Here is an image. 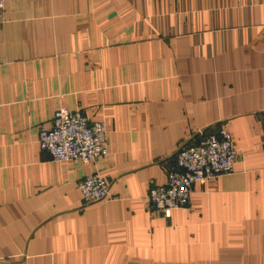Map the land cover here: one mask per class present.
Here are the masks:
<instances>
[{"label": "crops", "instance_id": "crops-1", "mask_svg": "<svg viewBox=\"0 0 264 264\" xmlns=\"http://www.w3.org/2000/svg\"><path fill=\"white\" fill-rule=\"evenodd\" d=\"M61 106L105 123L106 156L40 147ZM223 125L234 171L151 207L177 149ZM95 172L112 196L86 203ZM0 264H264V0H5Z\"/></svg>", "mask_w": 264, "mask_h": 264}, {"label": "built area", "instance_id": "built-area-1", "mask_svg": "<svg viewBox=\"0 0 264 264\" xmlns=\"http://www.w3.org/2000/svg\"><path fill=\"white\" fill-rule=\"evenodd\" d=\"M5 0H0V17ZM39 144L54 159L96 162L108 153L107 129L101 120L90 121L80 108L59 107L50 125L39 127ZM238 147L232 131L223 125L198 142L181 145L167 181L150 187L147 198L151 207L171 216L173 209L189 205L196 183L235 169ZM79 187L86 203L112 196L110 183L99 173L84 175Z\"/></svg>", "mask_w": 264, "mask_h": 264}]
</instances>
